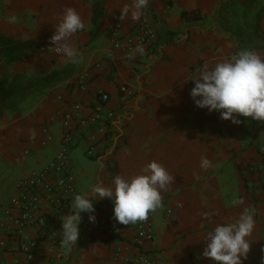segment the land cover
Wrapping results in <instances>:
<instances>
[{
  "label": "crops",
  "instance_id": "1",
  "mask_svg": "<svg viewBox=\"0 0 264 264\" xmlns=\"http://www.w3.org/2000/svg\"><path fill=\"white\" fill-rule=\"evenodd\" d=\"M220 1L150 0L144 13L156 38L129 60L128 52L112 42L142 25L144 14L139 20L130 14L120 19V10L132 0H0V34L32 43L17 60L0 56V88L14 91L11 97L0 93V220L19 193V180L53 160L64 146L74 175L75 194L60 207L41 201L39 212L55 226L54 235L46 229L38 239L35 226L27 228V237L36 242L31 255L36 264H138L144 255L160 264H218L202 256L203 239L216 224L233 222L245 207L256 211L243 264H264V122L243 116H237L238 124L221 119L219 112L197 107L189 94L194 87L190 79L204 64L212 67L242 49L264 57V11L257 38L244 46L220 25ZM263 1L256 0L253 12L239 22L250 23ZM69 7L85 24L68 41L78 50L77 62L40 48L53 44L50 38ZM99 92L109 96L104 117L82 123ZM66 113L72 115L67 144L62 139ZM202 157L211 162L207 170L200 167ZM151 161L174 177L161 193V207L150 212L154 244L134 246L132 227L110 238L99 223L112 225L113 202L102 198L93 201L94 221L81 213L76 246H63L61 220L70 214L75 195L98 182L108 186L117 175L140 174ZM238 200L243 204L233 203ZM0 239H7L3 231ZM15 258L24 255L0 248V264H13Z\"/></svg>",
  "mask_w": 264,
  "mask_h": 264
},
{
  "label": "clouds",
  "instance_id": "2",
  "mask_svg": "<svg viewBox=\"0 0 264 264\" xmlns=\"http://www.w3.org/2000/svg\"><path fill=\"white\" fill-rule=\"evenodd\" d=\"M150 0H132L130 6L120 10V19L131 15L139 20ZM85 28V24L74 8H66L51 36L55 51L72 62H77L78 50L68 43L69 38ZM142 46L129 50L127 59L143 54ZM194 87L190 96L199 108H207L220 113L221 119L240 123L237 116L251 117L264 122V57L250 49H242L236 54L216 62L212 67L204 64L197 75L191 79ZM211 162L202 157L200 167L207 170ZM174 177L156 161L149 162L140 174L113 177L111 184H95L89 191L77 194L70 205V214L61 220L62 244L69 250L76 246L79 235L81 213H88L90 221L95 220L94 203L96 199L108 198L113 202V215L123 224H135L148 218L162 204V192L168 190ZM91 196V198H89ZM243 204V200L234 201ZM255 209L245 207L233 222L216 224L203 239L202 256L211 258L218 264H243L247 257L250 242L247 237L255 226ZM208 217V213H204Z\"/></svg>",
  "mask_w": 264,
  "mask_h": 264
},
{
  "label": "built area",
  "instance_id": "3",
  "mask_svg": "<svg viewBox=\"0 0 264 264\" xmlns=\"http://www.w3.org/2000/svg\"><path fill=\"white\" fill-rule=\"evenodd\" d=\"M117 30L118 26L113 27L111 30L112 35H116ZM155 38V29L148 19V14L144 13L139 31L125 36L124 40H122L123 38H116L112 43L115 48L129 52V50L135 49L137 46L152 43ZM40 48L57 53L55 51L56 46L50 43L42 44ZM79 78L82 82V75ZM82 86L83 84H81ZM120 89L125 92L127 88L122 86ZM108 99V94L99 92L98 99L92 107V114L88 117V120L82 121V123H96L100 121L104 117L103 107ZM79 108V104H74L76 111ZM107 114L108 117L112 115L111 113ZM71 117V114L66 113L62 119V125L65 128L62 139L65 141V144L70 140L69 122ZM97 130L103 131V127H98ZM43 131L47 134L46 129ZM49 139L50 136L47 135V140L45 139L43 144ZM91 149L92 146H88L87 150L89 152ZM17 186L19 193L10 200L9 206L4 211V219L0 220V231H3L7 236V239H0V248L4 250L10 249L24 255V259L15 258L13 264H36L31 260V255L36 248V242L27 237V228L35 226L38 239L44 236L43 230L49 229L53 235L55 230L52 222H49L46 216L39 212L41 201H45L51 206L58 208L75 194L74 175L69 167L67 148L65 146L62 147L53 160L20 179ZM168 212L170 211L168 210ZM150 216L149 213L146 220L129 225H123L116 219H114L112 225H107V222L102 220L99 223V227L109 234L114 233L117 235L125 228L132 227L133 235L131 241L134 246L139 247L146 242L154 244V232ZM10 243L14 244L11 248ZM138 260V264H160V261L156 257L146 255L140 257Z\"/></svg>",
  "mask_w": 264,
  "mask_h": 264
},
{
  "label": "trees",
  "instance_id": "4",
  "mask_svg": "<svg viewBox=\"0 0 264 264\" xmlns=\"http://www.w3.org/2000/svg\"><path fill=\"white\" fill-rule=\"evenodd\" d=\"M255 1L256 0L220 1V5L216 14V16H218V21L225 31L230 32L236 37V39L238 40V44L240 45L250 46L253 42L252 37L257 38L258 19L262 11H264V1L259 10H257V12L253 14L250 23L243 22L241 24L238 19L240 16H243L244 20L246 21V16L248 17L253 12L251 11V7L255 3ZM244 36H247V38H245ZM31 45L32 43L29 41H15L10 37L0 34V56L5 57L7 61H14L19 59L24 54V51ZM15 86L16 89L19 88V86ZM13 92V89L11 90L8 88H0L2 97H11ZM262 161L264 165V155L262 156ZM110 238L116 239L118 238V235L112 233L110 234Z\"/></svg>",
  "mask_w": 264,
  "mask_h": 264
}]
</instances>
